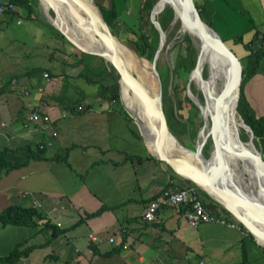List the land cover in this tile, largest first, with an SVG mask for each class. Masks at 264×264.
I'll return each instance as SVG.
<instances>
[{"label":"crops","instance_id":"1","mask_svg":"<svg viewBox=\"0 0 264 264\" xmlns=\"http://www.w3.org/2000/svg\"><path fill=\"white\" fill-rule=\"evenodd\" d=\"M199 1L210 21L221 23L225 38L218 34L239 58L248 53L244 44L255 33L253 45L264 44V0ZM4 14L0 36L7 31ZM44 24L52 26L49 20ZM55 28L35 49L15 48V54L2 56L5 44L0 43V151L11 162L28 159L0 176V213L19 205L41 214L26 225L0 221V264L19 244L23 253L12 264H262L261 241L231 226L242 224L202 189L199 198L224 222L192 227L183 209L170 206L160 209L156 221L143 220L144 209L161 190L191 183L149 152L138 156L140 146H146L134 117L84 76L87 66L92 70L102 63L67 47ZM237 35L242 42L234 41ZM20 37L12 35L10 43L24 42ZM263 66L264 56L243 87L258 117L264 116ZM36 109L49 116V123L32 120ZM38 148L45 158H29ZM111 153L122 160H103ZM125 160L127 167L121 164ZM125 167L126 177H116ZM97 168L105 169L92 173ZM91 174L102 176L100 184ZM246 223L264 238L263 227Z\"/></svg>","mask_w":264,"mask_h":264},{"label":"bare ground","instance_id":"2","mask_svg":"<svg viewBox=\"0 0 264 264\" xmlns=\"http://www.w3.org/2000/svg\"><path fill=\"white\" fill-rule=\"evenodd\" d=\"M41 1L46 8L44 9L48 20H51L55 25L64 30V32L74 39L81 48L87 49L88 47L87 50L92 49L93 51L106 52L104 43L95 34L94 25L90 22V19L82 18L75 1ZM85 1L90 5L89 9L91 12L89 11V13L94 14V11H97V8L93 5L91 0ZM182 1L184 0H159L153 9L157 12L161 5L168 4L173 11L171 23H174L175 25V23L179 21L181 31L189 32L192 36L199 39L197 32L187 21L177 17L170 5V3H173L177 7L182 8ZM49 9H53L54 13L56 12L54 16H51L48 13ZM88 23L93 25L88 26L91 28V32H87L85 29L86 27L84 28V24L87 25ZM117 51L123 62L132 70L133 73H135L142 87V92H140L134 84L129 82L122 83L121 91L123 102L132 111L134 118L140 122L141 127L144 129V135L149 142V147L153 150L155 138L158 135L157 126L159 120L156 110L159 104V98L158 85L152 73V68L148 60H140L127 47L122 45L121 42L118 44ZM206 56H210L213 60L211 73H207L203 69L204 57ZM227 66L228 61L223 55L204 45L200 52L198 69L194 70L193 68L190 72V85L193 83L192 78L194 77L198 85L201 84L207 87L206 92L204 91L206 93L205 104L199 102V100L196 99L195 94L190 91L191 99L197 104L204 119V126H202L199 132V143L203 138L211 136L213 132L212 122L214 116L216 115L218 106L221 103V99H217V104H215L213 97L220 84L223 86V92L228 85L229 72L227 70ZM234 95V92L230 93L223 101V123L226 136L223 153L230 171V177L227 179V183H232L238 189L241 188L244 190L242 191L243 195L248 198L254 199L256 197L259 198V200L264 201V166L259 164L256 158L257 153L249 143V139H241V131L239 130L241 127H244V123H241V121L237 119ZM127 96L129 97V101ZM175 141L176 140L173 136H169V139L167 140L168 147L171 149L172 147L174 148ZM245 141L247 143L246 148L243 146V142ZM188 149L184 147L183 150H181L183 156L193 163L198 162L199 156L197 157V154ZM247 176L249 177L247 181L250 182V185L247 184ZM236 213L242 217L245 222L250 221L251 223H255L264 228V219L249 213L245 208H237ZM247 226L251 229L250 225L247 224ZM257 236L258 239L264 243V238L260 237L258 234Z\"/></svg>","mask_w":264,"mask_h":264},{"label":"rangeland","instance_id":"3","mask_svg":"<svg viewBox=\"0 0 264 264\" xmlns=\"http://www.w3.org/2000/svg\"><path fill=\"white\" fill-rule=\"evenodd\" d=\"M158 1L159 0H91V2L93 4H95V5L100 4L105 9H109L110 5L113 2V4L115 5V9L117 10V14H118L113 19V28L115 29V31H117V35H115V36L123 44L127 45L131 49H134L133 48L134 41L143 42V38L140 36V34H144V35L146 34V35L150 36V40L152 41L153 46H152L148 56L146 58L145 57H143V58L148 60L150 66H151V62L155 59V68L157 71L160 72V74L163 78L162 79V82H163V85H162L163 86L162 104L165 103L166 112L164 111V109H163V112H164V115L166 117L167 124H168V119H170V114L172 112H174V114H176V116L178 115L179 119L184 124H185L186 120L189 121V124L186 127V126L178 125L172 120L173 121L172 127H171V129H169V131L174 136V138L177 142H179L180 144H182L186 148L194 150L197 142L199 141V132H200L202 126H204L203 116H202L197 104L194 102V100L191 99V96H190V91H192L194 94L198 93V91L196 89L197 85L195 83H192L190 85L189 76H190L191 71H189L188 75H181V74L176 75V74H174V72H175L174 70H175V67L177 66L178 60H181L183 58H187L190 60V58H193V57H195V59H197V56L199 54L198 47L200 46V43H199L198 38H195L189 32L181 31L179 25L176 27L174 25V23H171V22H170V24L166 25L167 29L164 30L166 35L164 37V40L161 42V34H160L159 30L156 27H154L155 25L151 20V12H152L153 8L155 7V5ZM195 1L197 3L200 2L199 0H195ZM31 3H32V7L34 9V11H33L34 16L38 17L40 20L39 19L32 20V18H28L27 17V11L23 7H16L15 13L14 12L11 14L5 13L7 15L4 14L5 15L4 18L8 17L9 20L7 22L6 28L3 29V31L6 29H7V31L5 33L2 32L1 36H0V43L2 41H4V44H5V47H4L5 49L2 51V56L13 54L15 48L17 51H22V50L25 51L28 48L35 49L36 48L35 43H42L45 41L43 34L45 32H48L47 30L52 29V27L55 28V26L53 24H52V26L44 24L45 22L48 23V17H47L46 11H45L46 8H45L44 4L42 3V1L41 0H31ZM76 5H77L78 10L81 13L82 18L89 19V15L87 14V12L82 7H80L78 4H76ZM166 5H168V4L161 5L158 8L156 15H155L156 17H157V15H160V16L162 15V13H163L162 10L164 9V7ZM48 13L51 16H54V14L56 12L54 13L53 9H49ZM201 16L205 22H207L210 26H212L216 30V32L222 36V38H225V35H224L225 31L221 27V23H218V21H210V19H209L210 15L206 12H203L201 14ZM148 19L151 20L152 24L154 25L153 26L154 29H152L151 25H148V22H147ZM17 21L19 23H17ZM89 25H92V24H90V23H88L87 25L84 24V28L86 27L85 29L87 30V32H91V28L88 27ZM225 26H227L226 23H225ZM161 28H162V26H161ZM55 29H56L55 32H57V30L60 32L59 29H57V28H55ZM12 35H18V37L23 35L24 39H22L23 37H20L19 39H21L24 42L20 43L17 46H13L10 43V39L12 38ZM67 40L65 42L66 46L73 48L75 45L73 46V44L68 40L71 43L70 44ZM57 45H59V44L57 43ZM195 49H197V53H196V51L194 52ZM79 50L80 49L75 46L76 53H79ZM90 50H92V49H90ZM73 56H74V54H73ZM93 59L95 60L96 63L102 62L101 56L100 57L95 56V57H93ZM93 59H92V61H93ZM104 62L106 64H108V62H106L105 60H104ZM186 62H188V60ZM205 64L207 66L208 61L205 62ZM166 68L169 71H167L164 74L163 70ZM263 69H264V66H263ZM206 70H207V67H206ZM74 71H75V69H74ZM155 81H156V79H155ZM106 82L109 83V81H106ZM119 92H120V86H119ZM163 98H164V100H163ZM217 99H221V95ZM217 99L215 102L216 104H217ZM248 103L251 104L249 101H248ZM171 105L176 106V108L171 110ZM117 107L119 109L121 107H123L121 100L119 102H117ZM123 109L125 110L124 107H123ZM125 112H126V110H125ZM131 113H132V111H131ZM236 116H237V119L239 121H241V123H244L243 118L241 117V115L237 111H236ZM132 123H134V120ZM243 126L244 127H241L239 131H241V135L242 134L245 135L246 136L245 139L248 140L250 133L248 132V128L245 125H243ZM168 127H169V125H168ZM185 127H186V129H185ZM202 137H203V135H202ZM141 138H142V136H141ZM141 143L144 144L143 139L141 140ZM212 147H213L212 136H209L207 138L206 143L204 144V146L202 148V153L204 154V156L207 155L206 153H208V155H210V153L212 151ZM256 148L260 151L259 147H256ZM138 151L140 152V153H138V156L139 155L143 156L146 152H148L147 149L142 148V146H140ZM108 157H112V158H114V160H122L121 159L122 156H119L117 154H112V153L111 154H105L103 157V160L107 159ZM128 163H129V161L125 160L121 164H124L127 167ZM126 167L120 168V170H119L120 172L119 171L115 172V176L121 177V179L123 177H126L124 174V172L126 171ZM104 169L105 168H97V170H94L92 173H95V171L103 172ZM95 177L98 179V182L100 184V182L103 180L102 176L101 177L100 176H94V174H91L89 176L90 179L95 178ZM248 179H249V177L247 176L246 181ZM247 184L250 185V182L247 181ZM194 185H196V184L194 183ZM199 189H201V188L198 187V190ZM132 190L133 189L127 188L126 191L128 192V191H132ZM132 194H134V191L132 192ZM105 196L112 198L106 194H105ZM235 219H237V218L235 217ZM238 223L242 224L239 220H238ZM203 225H205V224H203ZM203 225H200L199 228L202 227ZM206 225H210V224H206ZM241 227L245 231L248 230L249 232H251L244 224H242ZM262 231L264 232V229H262ZM249 232H247V233L250 234ZM262 264H264V262H262Z\"/></svg>","mask_w":264,"mask_h":264},{"label":"water","instance_id":"4","mask_svg":"<svg viewBox=\"0 0 264 264\" xmlns=\"http://www.w3.org/2000/svg\"><path fill=\"white\" fill-rule=\"evenodd\" d=\"M73 1H75V3L82 7L89 15L90 22L94 25L95 34L104 43L106 52L81 48L74 39H72L66 32H64V30L55 25L51 20H49L50 23L53 24L57 29H59L60 32L81 51L100 55L106 62L110 63L114 67L117 74L119 75L118 83L120 86V100L125 109H127L130 115L133 116L130 109L123 102L121 86L122 83L129 82L134 84L140 92H142V87L135 73H133L132 70L123 62L117 51L118 44L121 41L112 34L109 26L103 19L101 11L99 10L97 5L93 4L99 11H94V15L89 13V11L91 12V10L89 9L90 5L85 0ZM182 4L183 7L181 8L177 7L173 3H170L176 16L187 21L199 36V54L196 59L194 70H197L199 67L200 52L204 45L210 47L211 49H214L216 52L223 55L228 61V85L225 91L221 94V103L219 104L216 115L213 119V132L211 134L213 141L212 151L209 157L204 156V154L202 153V148L206 143L207 138H203L200 143L197 142L194 150L187 148L188 150L197 154V157L199 156V161L193 163L183 156L181 150H183L184 146L179 142L175 141L174 148L172 147V149L168 147L167 140L169 139V136L173 135L169 131L167 120L163 112L162 83L159 73L155 68V59L151 62V68L158 85L159 104L156 112L159 123L157 126L158 135L155 138V145L153 150H151L149 147V142L144 135V129L141 127L140 122L137 119H134L137 124L138 130L144 140V144L148 152L153 157L165 162L173 171L191 180L198 187L204 190L209 196H211L215 201H217L228 211H230L242 224H244L249 229L245 220L236 213L237 208L243 207L248 210L249 213L264 219V201L259 200V198L256 197L254 199L248 198L243 195L242 191L244 190H242L240 187V189H238L234 184L227 183V179L230 177V171L223 153V147L226 139L223 123V101L230 93L234 92L235 107L237 106L240 94L242 64L240 58L225 44L220 35L202 19L194 0H184L182 1ZM155 13L156 12L153 9L151 12V20L160 32L162 42L166 34L165 31L161 28V25L156 20ZM122 45L127 47L140 60L145 59L127 45L123 43ZM244 125L250 132L249 143L257 153L256 158L259 164L264 166L263 155L256 148L253 142V132L245 122ZM249 230L251 231L250 233L255 237V239L259 241L257 234L252 229ZM260 243L264 244L263 242Z\"/></svg>","mask_w":264,"mask_h":264},{"label":"trees","instance_id":"5","mask_svg":"<svg viewBox=\"0 0 264 264\" xmlns=\"http://www.w3.org/2000/svg\"><path fill=\"white\" fill-rule=\"evenodd\" d=\"M194 2H195L196 7L199 10L200 15H201L204 12V8L201 6L200 2L197 3L195 0H194ZM3 3H12L14 5V9L7 11V12H4V13H8V14L9 13L11 14L13 12L15 13L16 7H23L27 11V17L31 18L33 11H34V9L32 7L31 0H7ZM97 6H98L99 10L101 11V15H102L103 19L105 20V22L107 23V25L109 26L112 34L117 35V31H115V29L113 28V19L118 14H117V10L115 9V5L113 4V2L110 5L109 9H105L100 4H97ZM97 11H98V9H97ZM162 11H163L162 15L161 16L157 15L156 19L159 22V24L162 26L163 30H166L167 29L166 25L170 24V22L172 20L173 11H172L171 7L168 5H166ZM147 22H148V25H151L152 29H154L155 26L152 24L151 20L148 19ZM178 25H179V21H177L175 23L176 27ZM257 34H258V32L255 33V38L253 41L257 40V36H258ZM56 35L62 41L64 40L66 42V40H67L66 37L63 34H61V32H59L58 30L56 32ZM140 36L143 38V42L134 41V43H133L134 49L133 50L137 54H139L140 56L146 58L148 56L153 44H152V41L150 40L149 35L140 34ZM234 41L235 42H242V35H237L234 38ZM253 41L251 43H245L244 44V48L248 51V53L244 57L240 58V61L242 64V75H241V84H240V94H239V99H238V103L236 106V111L241 115V117L243 118V121L251 128L253 135H254L253 142H254L256 147L260 148V151H261V153L263 155V159H264V116H260V117L256 116L255 112L253 111L252 107L248 103V101L245 98V95L243 93V87H244L245 83L258 72L260 62L264 56V44L259 45L258 47H255L253 45ZM198 49H199V47H198ZM195 51L197 53V49H195L194 52ZM80 53L82 54V56H87L90 58L95 57V56L100 57L99 55L90 54V53H87V52H84L81 50H80ZM210 58H211L210 56L204 57L203 69L207 73H208V70H210V71L212 70V68L210 69V67H209V64H210L209 59ZM187 60H188V62H186ZM81 61H82V59H81ZM207 61H208V64L206 66L205 62H207ZM101 63H102L101 66L96 67L92 70H90L87 66L85 71H84V76L87 78V80H90L89 82H91L92 84H98L101 91L108 93L110 96H112L115 100H118V102H119L120 101V99H119L120 98L119 84H118L119 76H118L117 72L115 71L114 67L110 63L106 64L104 62L103 58H102ZM195 63H196L195 57L190 58V60L187 58H183L181 60H178L177 66L175 67V70H174L175 71L174 74H176V75H178V74L179 75L180 74L181 75H188L189 71H191L194 68ZM206 67H207V70H206ZM163 71L165 74L169 70L166 68ZM158 73H159V76L161 79V83L163 85V82H162L163 78H162L159 71H158ZM192 79H193V83H195L197 85L196 89H197L198 93L195 94L196 99H198L199 102L205 104V102H206V93L205 92L207 90V87L204 85H201V84L198 85L197 81L194 79V77ZM106 81H109V83H107ZM162 89H163V86H162ZM223 90H224L223 86L220 84L217 87V92L215 93V95L213 97L215 102H216V99L218 97H220ZM127 99L129 101L128 96H127ZM163 100H164V98H163ZM162 106H163L164 111L166 112L165 103H163ZM174 108H176V106L171 105V110H173ZM172 120L176 124L181 125V126L187 127L189 124L188 120H186L185 124H184L179 119L178 115L176 116V114H174V112H172L170 114V119H168L169 129H171V127H172V123H173ZM212 126H213V122H212ZM186 127H185V129H186ZM245 138H246V136L242 134L241 139L246 140ZM243 146L246 148V146H247L246 141L243 142ZM5 153H6L5 150L0 151V176L6 174L10 170H13V169L18 168L20 166H23L28 161V159H27V160L22 161V162H11L6 158ZM206 154H205L206 157H208L209 156L208 153H206ZM41 157H44V154H43L42 150H40L39 148L35 149V150H32V149L30 150L29 158H41ZM187 180L191 183V185H194V183L191 180H189V179H187ZM228 213H230V212H228ZM37 216L41 217V214L34 207H23V206H19V205L18 206L12 205L0 213V221L5 225L6 224L26 225V224H29L31 221H33L34 217H37ZM20 245L21 244L17 245L15 247V249H13V251H11L10 254H8L6 257L2 258L3 259L2 264H12L13 262H15L19 258V256L23 253V252L21 253L19 251Z\"/></svg>","mask_w":264,"mask_h":264},{"label":"built area","instance_id":"6","mask_svg":"<svg viewBox=\"0 0 264 264\" xmlns=\"http://www.w3.org/2000/svg\"><path fill=\"white\" fill-rule=\"evenodd\" d=\"M14 9L12 3H0V14ZM45 77H48V74L44 73ZM32 120L42 121L49 123V116L46 114L40 113L38 109L32 114ZM43 146L40 145L39 148ZM198 187L196 185H190L185 187H168L161 190L146 206L142 213V218L146 222H154L158 219V213L161 208L170 206L176 209H183V215L187 223L192 227H197L204 222H224L223 219H220L213 215L207 207L202 203V200L197 194ZM233 227H237L239 230H244L240 226L231 224ZM89 237L92 240H96V237L93 234H90ZM113 241V238H110Z\"/></svg>","mask_w":264,"mask_h":264},{"label":"clouds","instance_id":"7","mask_svg":"<svg viewBox=\"0 0 264 264\" xmlns=\"http://www.w3.org/2000/svg\"><path fill=\"white\" fill-rule=\"evenodd\" d=\"M248 231V230H247ZM249 232V231H248Z\"/></svg>","mask_w":264,"mask_h":264}]
</instances>
